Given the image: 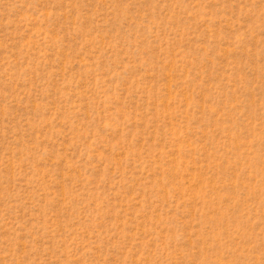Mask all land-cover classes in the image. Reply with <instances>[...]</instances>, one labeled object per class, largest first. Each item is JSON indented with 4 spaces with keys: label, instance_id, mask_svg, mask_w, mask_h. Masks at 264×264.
<instances>
[{
    "label": "rangeland",
    "instance_id": "374dc122",
    "mask_svg": "<svg viewBox=\"0 0 264 264\" xmlns=\"http://www.w3.org/2000/svg\"><path fill=\"white\" fill-rule=\"evenodd\" d=\"M0 264H264V0H0Z\"/></svg>",
    "mask_w": 264,
    "mask_h": 264
}]
</instances>
